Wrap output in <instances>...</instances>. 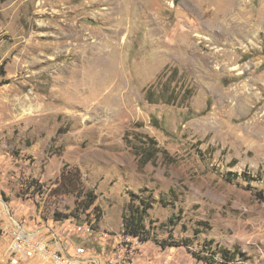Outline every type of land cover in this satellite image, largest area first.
<instances>
[{
    "label": "rangeland",
    "instance_id": "374dc122",
    "mask_svg": "<svg viewBox=\"0 0 264 264\" xmlns=\"http://www.w3.org/2000/svg\"><path fill=\"white\" fill-rule=\"evenodd\" d=\"M259 192L264 0H0V264H264Z\"/></svg>",
    "mask_w": 264,
    "mask_h": 264
},
{
    "label": "trees",
    "instance_id": "16d2710c",
    "mask_svg": "<svg viewBox=\"0 0 264 264\" xmlns=\"http://www.w3.org/2000/svg\"><path fill=\"white\" fill-rule=\"evenodd\" d=\"M1 70L4 72V66L1 67ZM2 72V73H3ZM151 146L157 150L156 141L153 138H150ZM150 145V144H149ZM230 174H232L230 172ZM232 175L237 176V173H233ZM63 182L64 187L68 188V191H78L79 195L85 193V207L90 208L96 201V194L93 189H86L83 182V174L79 168H70L67 171H63ZM249 180V179H248ZM258 197L261 201L264 202V192H259ZM148 205H151L148 203ZM144 205L143 209L140 211L136 210L134 212H130L124 220V228L122 233L125 235H132L139 238L141 241H145L147 238V230L144 222L145 213L147 212L148 206ZM217 253H221V257L225 261V263L232 264L235 260V254L229 252V250L223 246L217 247L216 250L212 251V255H217Z\"/></svg>",
    "mask_w": 264,
    "mask_h": 264
},
{
    "label": "built area",
    "instance_id": "2783aa9c",
    "mask_svg": "<svg viewBox=\"0 0 264 264\" xmlns=\"http://www.w3.org/2000/svg\"><path fill=\"white\" fill-rule=\"evenodd\" d=\"M78 229H79L78 231L82 232L83 234H91L93 232V228L90 223L84 224V225L80 223L78 226ZM127 236H130V235H126V237ZM17 238L24 239L25 240L24 242L27 243L28 247L26 248V250H24L25 252L30 253V254H32L33 252H38L39 254L43 253L46 259L52 262L51 264H116L115 260H112V259L106 263H103L101 261H96V260L89 261L91 258H83L81 256L82 253L85 251L83 248H79L77 253L75 254H70L60 249H57V248L49 249L48 245H46V243L43 242L42 239H37L35 241L33 237L28 239L27 237L25 236L22 237L21 235L18 236ZM47 239L49 241H53L51 236L50 238H47ZM11 250L13 252L17 251L15 248H12ZM123 260H126V259L123 258ZM149 264H155V263L150 262Z\"/></svg>",
    "mask_w": 264,
    "mask_h": 264
}]
</instances>
